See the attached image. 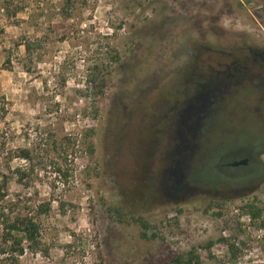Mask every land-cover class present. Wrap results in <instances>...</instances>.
<instances>
[{"label":"rangeland","instance_id":"1","mask_svg":"<svg viewBox=\"0 0 264 264\" xmlns=\"http://www.w3.org/2000/svg\"><path fill=\"white\" fill-rule=\"evenodd\" d=\"M249 48L264 51V0H0V214L52 203L43 250L20 264H165L192 248L203 264H264V179L252 186L249 167L234 163L264 142ZM234 61L246 72L223 82ZM67 134L77 142L66 180L52 138ZM183 151L192 184L172 202L165 177ZM142 171L151 184L133 199Z\"/></svg>","mask_w":264,"mask_h":264},{"label":"trees","instance_id":"2","mask_svg":"<svg viewBox=\"0 0 264 264\" xmlns=\"http://www.w3.org/2000/svg\"><path fill=\"white\" fill-rule=\"evenodd\" d=\"M111 60L118 61L119 53L113 52L110 55ZM99 67V66H98ZM97 71L99 72V69ZM97 81H93L94 85L97 87V91L100 94H104V89L107 86V79L105 76L97 75ZM207 96V95H206ZM205 98V97H204ZM94 129H87L84 133L83 142L87 144L86 150L90 154H94L95 152V144L91 141V137L94 134ZM77 140L71 135L67 134L63 137H58L54 135L52 138L53 150L55 154V159L61 161H53L54 164L57 165L56 170L62 174L66 180L70 176V169L67 167H63V160H68V156L70 155V149L74 146ZM190 145L184 144L183 148L187 151H192ZM183 157L178 161V170H176L177 163H172V171L166 175L165 177V190L164 192L167 195V200L172 202H179L182 198L183 190L191 186L192 182L190 176L188 174V161L186 160V154L183 151ZM19 157L29 160L30 162L34 161V157L32 154V150L29 148H21L19 150ZM34 170V166L31 164L28 168H18L17 173L19 174V182L23 183L25 177H29L31 172ZM145 172V171H144ZM142 171V173L144 174ZM173 172V173H172ZM141 176V175H139ZM146 175L141 178L142 180H146ZM149 179V178H148ZM145 181V185L142 184V180L138 184L139 190L138 193L133 194L134 189H131L130 196L133 199L138 198V196L142 199L143 194L145 193L146 185H150V180ZM26 184H28L26 182ZM7 185V176H3V180H0V200H3L6 196L5 187ZM145 187V188H144ZM182 190V191H181ZM127 195V192H125ZM52 203L51 201L40 203L33 211H30L27 214L14 213L10 212L7 208L5 210V205L2 206V212L0 214V255L2 256V261L4 264H20L21 256L26 253L37 254L43 250V244L41 239V215L47 214L51 211ZM249 210L251 211L254 218L258 217L261 213L260 209H257L255 205H248ZM220 214V213H218ZM138 222L142 227L141 236L144 238H150L147 234V230L149 228V223L143 217H139ZM155 237V235H152ZM213 241H209L205 244L206 249L209 251ZM232 253L234 254V258H236V247L235 245H231ZM235 261V259L233 260ZM165 264H203L202 257L197 253L196 248H192L191 250L179 254L173 257L170 261H167Z\"/></svg>","mask_w":264,"mask_h":264},{"label":"flooded vegetation","instance_id":"3","mask_svg":"<svg viewBox=\"0 0 264 264\" xmlns=\"http://www.w3.org/2000/svg\"><path fill=\"white\" fill-rule=\"evenodd\" d=\"M249 50H250V56L253 58L252 64L253 66H256V69L259 70L257 75H255L254 77H258V80H260L259 81L260 85L264 87V51H260L258 49H252V48H249ZM243 51H245V48L242 50V52ZM231 55H232L231 53H228V56H231ZM246 57L247 56H243L239 54V58H245V61L247 59ZM245 61H239V62L234 61L233 65L231 63H226L225 70L222 71L223 73H225L224 77L226 78V79H223V82H229L228 80L231 79L230 78L231 76L236 77L238 73L246 72L248 66ZM209 79L212 80L213 78L210 77ZM241 81H242V78H239L238 82H241ZM196 96H199V97L202 96L204 99V97H206V94L198 92ZM199 97L197 98L199 99ZM199 102L197 101V107L199 106L198 105ZM192 108L195 109V106L190 107V109L193 111ZM252 144L254 145H252V147L249 149V152L244 154L242 158H240L239 160H236L234 163L236 165L243 163L246 166H248L249 171H250L249 172L250 184L252 186H258L264 179V161L262 159L264 155V142L260 141L258 143H255L254 141ZM181 155L182 157L184 156L183 153ZM177 165L178 163L176 164V166H174V167H177L176 170H178ZM172 166L173 165H171V167L169 168V173L172 171V168H173Z\"/></svg>","mask_w":264,"mask_h":264},{"label":"built area","instance_id":"4","mask_svg":"<svg viewBox=\"0 0 264 264\" xmlns=\"http://www.w3.org/2000/svg\"><path fill=\"white\" fill-rule=\"evenodd\" d=\"M167 227V226H166Z\"/></svg>","mask_w":264,"mask_h":264}]
</instances>
